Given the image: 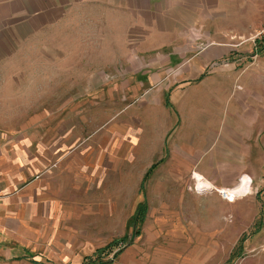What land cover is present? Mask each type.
Returning a JSON list of instances; mask_svg holds the SVG:
<instances>
[{"label":"crops","instance_id":"obj_1","mask_svg":"<svg viewBox=\"0 0 264 264\" xmlns=\"http://www.w3.org/2000/svg\"><path fill=\"white\" fill-rule=\"evenodd\" d=\"M1 1L0 26H28V42L41 35L48 53L52 42L78 51L81 33L87 35V58L97 66L89 73L104 76L97 87L126 91L122 97L132 99L121 126L110 119L81 131L75 125L81 117L74 115L66 129L58 111L36 118L39 124L30 129H0V264H89L97 250L122 238L130 240L108 264H176L177 251L191 253L192 246L154 247L157 224L144 221L160 215L111 212L114 185L127 186L132 170L141 174L140 204L150 170L159 196L182 194L181 212L167 214L176 222L165 228L169 235L207 237L210 217L222 231L224 214H208L195 203L227 202L214 192L182 188L189 174L213 188H231L244 174L258 185V171H264L262 69L239 68L230 59L234 37L255 28L256 0L248 2V20L241 18L242 0ZM229 6L236 12L232 23ZM97 87H86L87 95ZM66 89L80 85L74 81ZM168 250L172 260L158 255Z\"/></svg>","mask_w":264,"mask_h":264},{"label":"rangeland","instance_id":"obj_2","mask_svg":"<svg viewBox=\"0 0 264 264\" xmlns=\"http://www.w3.org/2000/svg\"><path fill=\"white\" fill-rule=\"evenodd\" d=\"M242 2L246 9L241 10V18L248 20L250 17L252 19V11L248 10L249 0H242ZM256 3L255 28L253 30L251 28L246 35L242 33L241 36L234 37L237 41V51L230 55V59L235 60L239 68L259 65L264 80V0H256ZM229 4L232 6L231 3ZM231 6H229L230 10L226 11V18L230 16V23L235 20L233 16L236 15ZM52 36L46 38L51 39ZM42 38L38 35L32 42H30L31 39L28 42V26L15 29L0 26V129L20 130L27 124L30 129L31 125L39 124L35 122L36 118L40 120L44 115L55 116L58 111L65 117L66 129L72 127V116L74 115L81 117V122L75 121V125H79L81 131L92 130L95 126L98 127L100 123L110 119L113 126L123 125L125 122L122 111L128 100L132 98L122 97V93L126 91L111 90L109 92V90L101 89L100 86L97 87V83H101L104 76L89 73V70L95 71L97 66L94 64L95 60L87 58L88 48L91 46L87 39L88 36L81 33L82 42L78 51L72 48L63 50L62 46L58 49L57 42H52L54 48L50 53L46 52L48 44L44 43ZM42 49L44 54H42ZM60 54L65 56L58 57ZM72 54H78L80 58L67 57V55L72 57ZM76 70H79L80 74L77 75L74 72ZM115 77L117 76H113V80L117 79ZM74 81L79 83L80 90H67L66 88L69 85L72 86ZM91 86L97 88L87 95L86 87ZM77 95H80V98H77ZM110 96L112 97L111 103L105 100ZM49 125L55 126L54 123ZM136 174L137 171H130L127 186L116 187L114 185L111 212L112 214H123L124 217L130 214L160 215L159 219H155L156 216L153 217L154 219L146 217L144 221L146 225H149L148 223L157 224L155 226L157 235L153 240L154 247L176 243L179 248L180 244L186 242V244L191 243L189 245L192 246L191 253L184 252V250L177 251L176 264H184L190 261V258L192 264H264V171H258L259 176L256 180L258 185H255L251 179L249 194L231 204L217 202L213 198L195 203L199 210L206 212L207 209L208 214H224L223 230L216 229L213 226L216 222L210 217L208 220L209 234L203 238L182 237L180 231L169 235V231L165 228L168 225L176 226V222L167 214L181 212L178 206L181 207L183 204L182 194L178 193L176 200L168 194L159 196L160 192H154L153 171L150 170L141 187L145 201L140 204L138 203L141 200L138 181L141 174L138 173L137 177ZM242 176L251 177L248 174ZM190 177L191 174L187 179L189 180ZM242 180L248 182L247 179ZM190 185L191 182L187 184L186 181V186L182 189L189 192L191 191ZM133 227L138 228L137 223H134ZM141 227L142 224L138 229L140 230ZM187 229H185L186 234L189 233ZM127 230L130 233L133 232L130 227ZM149 235L148 231V235L143 239ZM201 239L203 242H200ZM129 240L130 238L119 242L108 256L101 257V260L110 259L113 251L122 250ZM173 254V251L168 250L167 253L158 255L172 260Z\"/></svg>","mask_w":264,"mask_h":264},{"label":"built area","instance_id":"obj_3","mask_svg":"<svg viewBox=\"0 0 264 264\" xmlns=\"http://www.w3.org/2000/svg\"><path fill=\"white\" fill-rule=\"evenodd\" d=\"M226 63H223L222 65H225ZM216 63H212L210 65L211 67L216 66ZM241 178L240 177L238 179V182L235 186H237L238 184L241 183ZM248 185H251V180L248 178ZM235 186L231 187V188H213L211 186H209L202 178L197 179L195 178L193 175H191V185H190V190L192 192H194L195 194H204L205 192H214L221 200L227 202V203H231L234 200L238 199V198H242L244 196L247 195V193L249 194V192H247L246 194H243V196L238 197L234 194V191L236 190ZM250 190V189H249Z\"/></svg>","mask_w":264,"mask_h":264},{"label":"trees","instance_id":"obj_4","mask_svg":"<svg viewBox=\"0 0 264 264\" xmlns=\"http://www.w3.org/2000/svg\"><path fill=\"white\" fill-rule=\"evenodd\" d=\"M125 238L122 239H118V240H114L110 245L106 246L103 249L97 250L95 252L94 258L93 259H89L90 263L89 264H108V262H110V259H106V260H101V257H103V255L105 256L104 252L111 246H116L119 242H124ZM119 251V250H117ZM113 252L111 258H113L115 256V254L117 253ZM88 261V262H89Z\"/></svg>","mask_w":264,"mask_h":264},{"label":"bare ground","instance_id":"obj_5","mask_svg":"<svg viewBox=\"0 0 264 264\" xmlns=\"http://www.w3.org/2000/svg\"><path fill=\"white\" fill-rule=\"evenodd\" d=\"M193 176L197 179H200L201 177L198 176L197 174H193ZM246 181V180H245ZM248 182H244L241 180V183L235 186L236 190L234 191V194L238 197L243 196V194H246L249 192L250 185L247 184ZM248 194V193H247Z\"/></svg>","mask_w":264,"mask_h":264}]
</instances>
